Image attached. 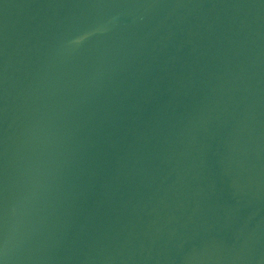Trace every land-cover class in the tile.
<instances>
[{
  "label": "water",
  "instance_id": "1",
  "mask_svg": "<svg viewBox=\"0 0 264 264\" xmlns=\"http://www.w3.org/2000/svg\"><path fill=\"white\" fill-rule=\"evenodd\" d=\"M0 264H264V0H0Z\"/></svg>",
  "mask_w": 264,
  "mask_h": 264
}]
</instances>
